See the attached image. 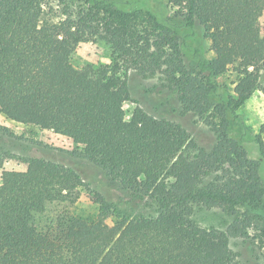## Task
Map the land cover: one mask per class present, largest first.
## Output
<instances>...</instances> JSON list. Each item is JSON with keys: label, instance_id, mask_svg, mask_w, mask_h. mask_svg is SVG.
<instances>
[{"label": "trees", "instance_id": "trees-1", "mask_svg": "<svg viewBox=\"0 0 264 264\" xmlns=\"http://www.w3.org/2000/svg\"><path fill=\"white\" fill-rule=\"evenodd\" d=\"M52 1L55 22L43 18L49 0H0V113L70 140L122 194L108 199L52 159L21 158L23 170L0 176V264H239L230 240L254 223L264 230V124L255 134L237 114L259 89L264 0H83L76 11ZM95 41L110 63L74 67L77 46ZM233 66L230 93L217 78ZM130 73L163 78L210 146L139 105L127 118ZM81 193L96 213L74 211ZM141 203L155 214H136ZM196 207L232 220L202 228Z\"/></svg>", "mask_w": 264, "mask_h": 264}, {"label": "rangeland", "instance_id": "rangeland-1", "mask_svg": "<svg viewBox=\"0 0 264 264\" xmlns=\"http://www.w3.org/2000/svg\"><path fill=\"white\" fill-rule=\"evenodd\" d=\"M64 1L70 5L72 11H76L83 4V0ZM48 3L43 18L54 22L63 18L61 6L52 0ZM110 60V49L101 41L80 43L71 55V63L76 68L85 65L97 68L107 65ZM217 81L231 93L238 81L236 66L230 67ZM129 90L133 102L129 101L124 105L127 118L133 108L139 105L156 118L178 122L201 146H210L212 133L199 117L181 114L178 101L163 78L157 75L142 77L130 73ZM237 114L255 134H259V129L264 124V65L259 71V89L237 110ZM261 136L264 140V133ZM78 151L80 147L52 131L15 123L0 113V160L4 158L0 176L3 170H23L19 161L21 158L44 157L81 171L90 187L106 193L108 199L120 197L122 193L118 186L109 182L95 167L76 157L74 153ZM73 209L82 216L97 212V207L83 193ZM135 213L154 215L155 209L150 203H141L136 206ZM192 218L202 228L219 230H225L232 220L228 214L218 209L203 207H196ZM230 246L238 254L239 264H264V230L258 223L248 229L246 238L231 239Z\"/></svg>", "mask_w": 264, "mask_h": 264}]
</instances>
